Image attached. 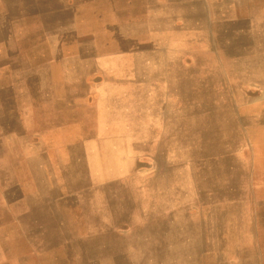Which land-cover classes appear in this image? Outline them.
Returning a JSON list of instances; mask_svg holds the SVG:
<instances>
[{"label": "rangeland", "instance_id": "1", "mask_svg": "<svg viewBox=\"0 0 264 264\" xmlns=\"http://www.w3.org/2000/svg\"><path fill=\"white\" fill-rule=\"evenodd\" d=\"M47 1L36 26L58 14L86 90L0 152V264H264V0ZM1 2L0 22L17 8ZM84 136L86 216L35 213L24 139L61 158Z\"/></svg>", "mask_w": 264, "mask_h": 264}, {"label": "crops", "instance_id": "2", "mask_svg": "<svg viewBox=\"0 0 264 264\" xmlns=\"http://www.w3.org/2000/svg\"><path fill=\"white\" fill-rule=\"evenodd\" d=\"M1 1L4 5L17 7L0 22L3 32V39L0 40V71L3 76L0 81V117L4 119L2 124L0 123V152L8 156V151L15 143H21V132L26 131L15 126L19 119L23 122V119L27 118L31 111L41 107L43 102L53 101L67 105L74 103L76 96L82 95L80 87L83 91L86 90V76L79 72L80 65L86 67V58L85 51L82 56L74 55L73 51H69L65 56L59 55L60 32L57 13L54 28H46L50 31H46L43 26H36L38 18L48 15L47 9L43 8L48 4L47 0ZM32 68L34 69L31 70ZM123 82L134 84L133 81ZM97 89L100 92L99 87ZM114 89L116 95L128 93L120 85ZM102 91L110 96L111 91L107 87ZM29 144L24 139L23 155L30 149L35 156L22 157L17 165L24 167V170L29 167L30 174H24L19 180L25 183L33 182L35 185V213H39L37 208L43 205H50L51 211L55 213L65 210L68 213L70 210L74 212L77 204L82 206V213L86 216V136L76 143L77 146L66 145L61 158L43 157L47 150L44 151L45 148L40 142ZM5 164L7 163L0 162V175L4 182ZM76 166L84 167V172L77 174ZM20 191L26 208V189L23 191L22 188ZM22 199L20 198L19 202L22 203ZM0 205L6 208L11 205L6 191L0 196Z\"/></svg>", "mask_w": 264, "mask_h": 264}]
</instances>
